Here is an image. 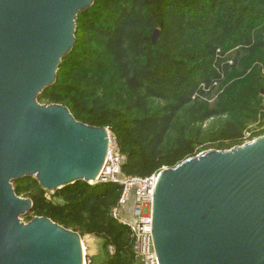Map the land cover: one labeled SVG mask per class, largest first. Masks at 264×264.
Returning <instances> with one entry per match:
<instances>
[{
  "label": "trees",
  "instance_id": "obj_1",
  "mask_svg": "<svg viewBox=\"0 0 264 264\" xmlns=\"http://www.w3.org/2000/svg\"><path fill=\"white\" fill-rule=\"evenodd\" d=\"M75 37L38 101L109 127L124 176L264 134V0H94ZM13 186L32 201L23 220L45 216L99 240L102 260L87 264H141L130 230L111 215L118 184L78 180L50 192L26 176Z\"/></svg>",
  "mask_w": 264,
  "mask_h": 264
},
{
  "label": "water",
  "instance_id": "obj_2",
  "mask_svg": "<svg viewBox=\"0 0 264 264\" xmlns=\"http://www.w3.org/2000/svg\"><path fill=\"white\" fill-rule=\"evenodd\" d=\"M93 2L0 0V264H86L77 231L45 216L23 220L32 201L13 181L34 177L54 192L96 180L103 166L107 127L38 101ZM151 232L159 264H264V134L161 169Z\"/></svg>",
  "mask_w": 264,
  "mask_h": 264
},
{
  "label": "built area",
  "instance_id": "obj_3",
  "mask_svg": "<svg viewBox=\"0 0 264 264\" xmlns=\"http://www.w3.org/2000/svg\"><path fill=\"white\" fill-rule=\"evenodd\" d=\"M109 132V145L103 166L94 181L110 182L121 187L120 197L111 210L112 217L130 230L134 239V253L141 264H159L154 249L151 224L153 191L158 172L148 176H124L121 171L123 158L113 131ZM112 252V247H109Z\"/></svg>",
  "mask_w": 264,
  "mask_h": 264
},
{
  "label": "rangeland",
  "instance_id": "obj_4",
  "mask_svg": "<svg viewBox=\"0 0 264 264\" xmlns=\"http://www.w3.org/2000/svg\"><path fill=\"white\" fill-rule=\"evenodd\" d=\"M83 251L85 254L86 264L89 261V257H95L96 263H100L102 255L99 247V240L94 236L85 235L82 238Z\"/></svg>",
  "mask_w": 264,
  "mask_h": 264
}]
</instances>
